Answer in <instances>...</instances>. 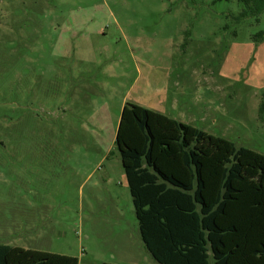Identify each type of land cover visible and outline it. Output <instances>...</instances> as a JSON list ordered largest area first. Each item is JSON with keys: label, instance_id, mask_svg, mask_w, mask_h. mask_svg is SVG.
<instances>
[{"label": "rangeland", "instance_id": "obj_1", "mask_svg": "<svg viewBox=\"0 0 264 264\" xmlns=\"http://www.w3.org/2000/svg\"><path fill=\"white\" fill-rule=\"evenodd\" d=\"M237 0H0V244L158 264L115 146L125 103L264 155V11Z\"/></svg>", "mask_w": 264, "mask_h": 264}, {"label": "trees", "instance_id": "obj_2", "mask_svg": "<svg viewBox=\"0 0 264 264\" xmlns=\"http://www.w3.org/2000/svg\"><path fill=\"white\" fill-rule=\"evenodd\" d=\"M237 2L240 18L264 11V0ZM115 146L140 238L158 264H264V155L129 103ZM0 264L79 262L0 244Z\"/></svg>", "mask_w": 264, "mask_h": 264}]
</instances>
